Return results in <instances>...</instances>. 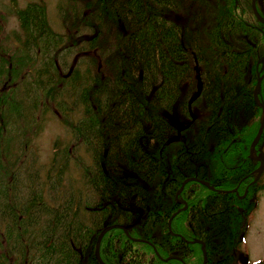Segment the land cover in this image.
Returning a JSON list of instances; mask_svg holds the SVG:
<instances>
[{
	"label": "trees",
	"instance_id": "1",
	"mask_svg": "<svg viewBox=\"0 0 264 264\" xmlns=\"http://www.w3.org/2000/svg\"><path fill=\"white\" fill-rule=\"evenodd\" d=\"M234 2L66 0L65 4L64 0L62 7V2L57 7L61 32L49 22L42 0L18 8L11 6L19 30L18 33L0 34V40L3 43L12 40L19 45L10 42L12 52L8 56L0 54V82L10 84L18 79L19 83L14 84L17 91L10 100L2 97L3 90L0 89V114H10V122L19 129L11 145L6 144L11 152L7 157L13 160L10 164L13 169L5 163L0 164V214H6L8 220L3 222L6 227L0 233V248H5L0 250V264H86L84 257L87 264H99L94 248L102 228L133 222L137 211L145 212V208H151L155 200L154 188H161L159 182L154 184L153 167L143 160H150L149 152L154 151L149 140L154 128L160 151L166 152L162 156L164 175L171 176L175 174V164L182 162L184 156L177 155L172 147L204 142L196 131H189L195 127L194 120H198L197 129L204 121L209 125L215 123L209 128L213 138L219 123L225 124L226 118L217 113L219 105L227 111L240 108L252 114L251 128L243 130L247 136L245 141L251 139L260 116L252 97L253 85L264 72V25L253 16V22L244 19L245 13L241 16L236 12ZM3 15L0 13V33ZM258 43L263 47L261 54ZM30 48L34 51L29 52ZM36 50L42 62L25 80L28 74L22 72L23 66L30 63L31 67L34 58L30 54ZM90 50L94 51L87 55ZM70 51L81 57L71 62L64 72L61 70L58 76L57 70L66 66L61 63V57L58 58L59 53ZM201 69L202 78H199ZM204 80L203 89L194 97L198 81L204 83ZM182 82L186 84L183 90ZM173 104L177 115L162 111ZM49 106L58 112L57 118L68 132L53 141L45 163L25 167L31 129L38 122V114L49 111ZM231 115L227 125L236 117ZM255 115L258 116L256 120ZM6 122H9L8 116ZM179 136L182 137L180 140L168 143L170 138ZM144 139L148 142L145 147L141 143ZM130 142L139 148L137 156L130 148ZM214 143V139H208L205 145L198 146L200 152L205 153L204 158L206 154L207 157L213 154L207 147ZM74 148L84 156L77 152L74 155ZM171 151L172 158L166 163ZM198 158L201 157L194 159ZM120 161L124 168L140 171L139 176L144 182L136 180L137 177L127 181L126 177L131 176L129 171L112 170L111 166ZM68 165L83 180L85 198L80 205L73 198H66L56 205L49 203L43 193L56 190L62 184ZM22 167L23 176L28 172L36 173L29 185L20 177ZM181 180H184L183 175L168 185L163 184L164 194L160 192L159 195L166 203L165 208L169 207L168 200L172 201ZM26 185L31 189V196L16 191ZM34 186L38 187L37 192ZM188 186H194L195 201H201L203 194L209 191L192 182L187 183ZM113 196L121 202L126 197L128 207L120 206L119 210L117 205L121 202H115ZM131 197H138L139 201L131 202ZM150 211L143 227L132 228L131 234L152 243ZM19 218L21 225L30 222L31 229L24 233L20 223H16ZM161 232L168 235L164 229ZM113 241L119 244L120 253L111 247ZM8 245L10 251H7ZM158 248L163 256L166 255L165 247ZM28 249H32L29 255ZM194 252L198 264L200 253L198 249ZM99 253L107 264H152L150 256L155 257L158 264L171 263L158 260L149 244L132 243L122 230L116 228L103 235ZM9 258L12 259L10 263Z\"/></svg>",
	"mask_w": 264,
	"mask_h": 264
},
{
	"label": "flooded vegetation",
	"instance_id": "2",
	"mask_svg": "<svg viewBox=\"0 0 264 264\" xmlns=\"http://www.w3.org/2000/svg\"><path fill=\"white\" fill-rule=\"evenodd\" d=\"M258 4L263 7V0L257 1L255 8L259 16L264 19V7H259ZM258 14L257 19H259ZM261 89H263V98L257 105L259 110L262 108L261 103L264 105V84L259 89L258 98H260ZM252 100L255 102L254 96ZM218 111H220L219 115L225 117L226 120H224L225 126L221 122L219 123L215 133V143L210 148L214 158L208 161L203 157L205 153L200 152V150L199 156L201 158H198L200 160L194 159L197 155L194 158H187L185 165L189 167L191 164L190 177H196V180L187 181L180 190L182 182L173 195L172 201L168 200L169 207L167 208H165L166 203L160 196L164 194V191H160L161 188L155 187V200L151 208H145L147 209L145 212L137 211L133 222L127 224L130 226L128 229L129 237L144 239L133 236L131 230L132 228H140L147 218V213L151 210L150 227L153 232V244L146 238L144 240L149 242L147 244L152 247L158 260L164 262L167 260L177 264H196L192 256L195 257L194 250L198 249L200 263L203 261L204 264H264V257L261 255L260 258L262 257V259L251 258V248L247 247V236L252 222L256 219L257 210L264 195V126L260 137L251 149L256 133L254 132L247 142L245 141L247 138L246 133L243 131L247 129L245 127L246 119H249L250 112L243 110L245 117L243 121L239 112L227 111L224 108ZM230 113L236 117L229 120L232 122L227 125ZM149 138L151 141L150 147L154 148V154L158 155L162 151V156L165 155V150L160 151V148H157L155 128ZM181 138L180 136L176 137L175 140L170 138L173 141L168 140V143ZM182 146L185 147L186 145L182 144ZM175 151L177 155L186 154L184 148ZM151 165L156 181H162V183L160 182L161 187L163 184L168 185L176 181L178 177L184 176V174H176V172L172 176L168 173L164 175V166H160L159 162L155 160H152ZM158 168L162 171L161 179H158V174H156ZM185 175L189 177L187 174ZM186 176H184V180L187 179ZM189 182H192L193 185H202L209 190L203 194L201 201L194 200V186L186 187ZM131 200L139 201V198L131 197ZM121 204L124 206L129 205L125 198ZM180 212H182V215L175 219V216ZM163 229L168 232V235L161 232ZM241 246L245 248L242 249ZM158 247H165L167 249L166 255L163 256ZM203 251L205 257H202ZM239 256H241L240 259ZM121 257L122 255L119 257L120 260ZM150 259L153 261L152 264H158L155 257L150 256Z\"/></svg>",
	"mask_w": 264,
	"mask_h": 264
},
{
	"label": "rangeland",
	"instance_id": "3",
	"mask_svg": "<svg viewBox=\"0 0 264 264\" xmlns=\"http://www.w3.org/2000/svg\"><path fill=\"white\" fill-rule=\"evenodd\" d=\"M31 1H37V0H0V13H3L4 14L3 15L4 18L2 20L3 21V23H2L3 24V28H2V32L0 34H10L12 32L13 33L14 32H17L18 33V30H19L18 21L15 20L16 18H15V16L12 13L11 6L13 7V5H15L18 8V7L24 6L26 3L31 2ZM63 1L64 0H42V2L45 3L46 8H47V15H48L49 22L51 23V25L53 26V28L56 31L57 30H59V31L61 30L60 29V26H59V23H58V18H57V7H58V5H59L60 2H62L61 3V7H62ZM257 1H260V0H255L253 2V4H252V7H251V0H235V2L233 3V8H235V11L236 12H238V13L240 12L239 14L241 16H243V14L245 13V15L243 17H244V19L246 18L248 20V22H253L254 21L252 19V16L258 21V19L255 17V15L252 12L253 11L252 10L253 5L255 6V4H256ZM207 2H208V0H207ZM65 4H66V0H65ZM263 4H264V0H263ZM258 6L259 7H262L261 4L260 5L258 4ZM263 7H264V5H263ZM255 12L258 14L256 8H255ZM258 16H259V14H258ZM259 18H260V20H264L260 16H259ZM263 23H264V21H263ZM262 25H264V24H262ZM257 28L260 29L258 26H257ZM260 30H258V33L260 32ZM0 42H1V44H0V47H1L0 54L1 55H5L6 54L7 56L10 54V52H12L11 51L12 50V45L10 44V42L13 45H14V43L17 44V45H19V43L13 42L12 40H10V42H7V43H5V42L3 43L2 40H0ZM261 45H262L261 43H258V48L260 49L259 50V53L260 54L262 53V48H263V47H261ZM30 51H34V50L32 48H30L29 52ZM92 51H94V50H90L86 54L88 55ZM30 55H31V57L34 58V61H33L32 65H31L32 68L30 67V63H29V66L27 65V67L25 65L23 66L22 72L23 73L26 72V74H28V75L25 76V78H24L25 80L28 79L30 77V75H32V70L34 68H38L39 65L42 62V58H40V53H38V50H36L35 53H32ZM60 57H61V63L66 64V66L63 67L62 69L57 70L58 76H60L61 70L64 72L66 70V68L68 67V65L71 62H73V61L76 62L81 56H79V55L78 56H75L74 55V52L73 51H70V52H63V53H61V55L59 53V57L58 58L60 59ZM260 60H261L260 62H263L262 58ZM58 62H60V61H58ZM53 63H55V62H53ZM200 72L201 73L203 72L202 69L199 71V73ZM199 73H198V77L199 78H202L201 77V73L200 74ZM257 78L258 79H256V81H260L261 77L258 76ZM193 79H194V71L192 72V82H193ZM1 82H0V89L3 90L2 97H6V99H8V100L12 99V97L14 95V91H17L16 86H14V84L17 85L16 83H19L18 82V79H16L15 82H12L11 81L10 84H8L6 81H1ZM55 82H57V80H55ZM205 83H206V81L204 80V83H202L203 84V87H204V84ZM185 85H186L185 83L184 84H183V82L181 83L180 86H181L182 90H183V88H184ZM261 98H263V89H261L260 100H261ZM48 101L49 100H47V102ZM191 104L192 105H196L194 102H192ZM261 105H262V108H264L263 103H261ZM175 107H176V105L173 104V106H170L168 108H165L162 111L164 113L166 112V113L171 114L172 116H175V115H177V113H176L177 110H175ZM221 108H222V106H220V105L217 107L218 110L221 109ZM49 109L50 110L49 111H46L45 113L41 112L40 114H38V117H37L38 122H36L35 124H33L34 127L31 129L30 139H29V145H27V155L28 156H26L27 163H26V166L25 167H27L28 164H29L28 166H31L32 167L33 165H35V167H36V164H38L39 166H41L43 163H45L47 157L50 155V151L52 149L51 148V144L53 143V141L56 140V139H58V138H60V139L63 138L65 132H68L64 128V126L60 123V119L57 118L58 115H59L58 112H56L53 109V106L52 107L49 106ZM213 109H215V108H213ZM237 112H239V114L241 115L242 120L244 121L245 120V117H244V114H243L244 113L243 110L240 109V108H236V113ZM217 113L219 114L220 111H218ZM217 113H216L215 116H217V118H218ZM250 115L251 116L249 117V119L248 118L246 119V122L247 123H246L245 127L247 129L251 128L252 123H253V116H252V114H250ZM261 115L262 116L264 115V111L262 113V109H261V113H260V120H259L258 126L261 123V119H262V116ZM7 116H8V121L9 122H6ZM10 116H11L10 114H7L5 112H2L0 114V164L2 163L4 165V163H5L8 167H10V168L13 169V167L10 165V164L13 163V160L12 159L9 160L8 157H7L8 154H11V152H8V149L6 148V144L11 145L12 141L15 139V136H16L17 131H18L19 128L17 126H14L10 122L11 121L10 120ZM211 117L214 118L213 114H212ZM229 117H230V115H228V118ZM257 118H258V116L255 115L254 116V120H256ZM211 124H212L211 122H210V125L209 124H206V122L204 121L203 122V126L200 125L198 127V129H197L196 128V125H198V120H194L193 126H195V127H194V129L190 128V130H189L190 132L196 131L195 133L197 135H201L202 140H204L203 144L202 143H198V145H190V146L187 144L185 147L182 146V145H181V147H177V145H174L172 147V148H174V150H176V148L179 149V150L181 148L186 149V154L182 157L183 158V161L182 162H177L175 164L176 166L174 167L175 169H173V170H174V172L176 171V174H184V176H185V174H187L189 176L187 178H190L191 180H196V177H190L191 176V174H190L191 173V166L189 165V167H187L185 165L186 164V160H187V158L195 157V155H197L198 157H200L199 156V153L200 152H199V147L198 146L201 147V144L202 145H205V143L207 142L208 139H210V140H213L214 139L215 140V137L216 136L214 135V138H213L212 133H210L211 132V129L209 131L210 126L211 127L212 126L214 127L215 126V123L213 125H211ZM147 128H148V125H147ZM207 129H208V132H207ZM262 131H263V125H262V128L260 129V134L258 135L257 139L260 137ZM255 133H256V131H255ZM171 141L172 140H170V142ZM191 141H194V138H192ZM141 143L145 147V144H147L148 142L145 141V139H144ZM130 148L134 151V153H135L136 156L139 154L138 152H136L139 148L136 147L133 143H131ZM157 148H161V147L157 144ZM210 148H211V146L210 147H207L208 152H212V150ZM251 149H252V146H251ZM72 151H73L74 155H76V152H77L79 156H84V155H81L82 152H80V150H76L74 148V150H72ZM172 151L170 153H168V156L166 158V163H168L169 162V159L172 158L171 157ZM161 152L158 153V155H155L153 153V150H152V152L150 150V152H149L151 154L150 160H147L145 158V159H143L144 162L151 165L152 160H155L156 162H159L160 166H164L165 163L162 161L163 158H162V153ZM132 158H135V157H132ZM205 158L209 161V159L214 158V156L212 154V155H209L207 157V154H206V157ZM173 162L175 163V161H173ZM118 164H119V167H117ZM183 166H185V167H183ZM70 167H71V165H70ZM124 167H125L124 163L122 161H120V163L117 162V163L113 164L111 166V169L112 170H115V171L117 170L118 172L129 171L131 173V176H130V178L129 177H126L125 180H127V181H129V180L137 177L136 180H140V181L144 182L142 180V178L139 176L140 175V171H136L135 172V170H133L134 168H132V167H129V168L128 167L127 168H124ZM40 168L42 170V167H40ZM181 168H182V170H181ZM8 170L10 171L9 168H8ZM23 170H24V167L21 168L20 177H21V179L25 183H28L29 181H31V180H33V179L36 178V173L35 172L32 173L33 175H31L28 172V173H25V176H23L22 175ZM166 170L168 171L167 167H166ZM76 172L77 171L75 169H72V168L69 169V165H68L67 170L64 171L63 176H62V179H63V180H61L62 181V184H59V187H57L56 190H46V192L43 193L44 194L43 197L46 198V200L49 199V203L51 202L52 204H55V205L58 204L60 201L61 202L64 201L66 198H73L75 200L76 204L80 205L81 202L85 198V193H86L85 191L86 190H85V186H84L83 180H81L79 178V176L77 177V173ZM161 172L162 171H159L158 172V179H161L162 178V175H161L162 173ZM42 176H43V171L40 173V177H42ZM156 182L157 181H156V178H155L154 179V184L155 185H158V184H156ZM160 182L162 183V181H160ZM160 182H159V184H161ZM10 184H11V182L8 184V186H10ZM16 184H17V182H16ZM29 184L30 183H28L27 185H29ZM27 185H26V188H24L22 186H21V188H17L16 191H21V193H24L26 196H31L32 195L31 189L30 188H27ZM162 187H161L160 191H164V185ZM33 188H34V191H35L38 187L35 188V186H34ZM35 192H37V191H35ZM50 197H52L53 200L50 199ZM122 197H124V194L122 195ZM109 198H110V196H109ZM153 198H154V196H153ZM165 198L168 199V196H166ZM113 200L115 202L117 200L118 203L121 202V200L119 198H117L116 196H113ZM120 206L123 207L124 205L121 204ZM117 207L119 209V206L118 205H117ZM124 207L127 208L128 206L127 207L124 206ZM122 209H124V208H122ZM15 215H17V214H15ZM13 219H14V216L12 217V220ZM4 221H8V220H6V214H3L2 216L0 214V233H3V231L5 230L6 223L4 224L3 223ZM21 221L22 220H20V218H19V221H17L16 223H20L21 230L24 233H25V230L26 229H28V228L31 229L32 224L30 222H28L27 225L24 226V225H21ZM181 222H182V219H181ZM112 225H114V226L111 229L116 228V227L120 226L121 224L120 223L111 224V225L109 224L108 226H112ZM250 228L251 229H250L249 234L247 236V247H250L251 248V258H256V259L259 258V259H262V257H264V195L261 198L260 206H259V209L257 210L256 219L252 222V225H251ZM111 229H109V230H111ZM125 229L126 230L128 229V225H125ZM24 233H23L22 239L25 238L24 237ZM26 233H27V231H26ZM130 241L132 243H134L135 240H130ZM5 244L7 246V243H5ZM112 244L113 245L111 247H113L114 250H116L117 252H119L120 251L119 244H117L114 241H113ZM9 245L7 247V251H10L9 250ZM243 245H244V243H243ZM191 247L193 248L194 246H191ZM241 248L244 249L245 247H242L241 246ZM1 249L4 250L5 248L3 249L1 247L0 250ZM29 251H32V249H28L26 251V253L28 254ZM189 255H191V254H189ZM261 255H262V257L260 258ZM202 257H205L204 256V251L202 252ZM240 258H241V256H239V259ZM256 259H254V260H256ZM250 260H253V259H250ZM9 261H12V259L9 258L8 259V263H10ZM86 261H87V258L84 257L83 258V263H86L87 264ZM193 261H196V257L193 258ZM144 262L146 263L145 260H144ZM198 263L199 264H204L203 261H201V263H200V255H199V258H198Z\"/></svg>",
	"mask_w": 264,
	"mask_h": 264
},
{
	"label": "bare ground",
	"instance_id": "4",
	"mask_svg": "<svg viewBox=\"0 0 264 264\" xmlns=\"http://www.w3.org/2000/svg\"><path fill=\"white\" fill-rule=\"evenodd\" d=\"M252 1V4H253V2L255 1V0H251ZM252 4H251V7H252ZM254 9V10H253ZM252 12H253V14L255 15V17L257 16V13L255 12V6L253 5V8H252ZM259 17V16H258ZM257 18V17H256ZM260 19V18H259ZM258 19V22H261V23H263L261 20H259ZM264 24V23H263ZM263 63V62H262ZM259 76L261 77V79H260V81H259V83H258V86H257V88H256V90H255V85H256V83H255V85H254V90H253V94H254V91H255V96H254V99H255V104L256 105H258L259 104V101H260V98H258V93H259V89L261 88V84H262V80L264 79V72L262 73V74H259ZM258 79V78H257ZM199 80V79H198ZM257 82V81H256ZM201 90H202V83L200 82V81H198V86H197V91H196V93H195V96L194 97H196L198 94H199V92H201ZM261 106V105H260ZM260 113H261V110H260ZM229 135H230V133H229ZM174 140L176 139V137L175 138H173ZM173 139H170V140H172L173 141ZM169 140V141H170ZM258 140V139H257ZM256 142V141H255ZM190 178H187L186 180H184V181H182L183 183H182V186H181V188H180V190L183 188V186H184V184L187 182V181H190L189 180ZM108 225H106L105 227H107ZM104 227V228H105ZM130 228V226H128V229ZM103 229V228H102ZM109 229H111V228H108L107 229V231L109 230ZM114 229V228H113ZM116 229H120V230H122L123 232H124V234L126 233L127 235H128V229L126 230L125 229V225L124 224H121L120 226H118V227H116ZM107 231H105L104 233H103V235L107 232ZM101 232V231H100ZM125 234V235H126ZM103 235L100 237V239H99V245H98V250H97V255H98V258H99V260L96 258V256H95V258H96V260L99 262V264H107L101 257H100V253H99V247H100V242H101V238L103 237ZM98 236H99V234H98ZM97 236V237H98ZM129 240H135L136 242H138V243H149L147 240H144V239H137V238H133V237H129V235L128 236H126ZM96 244V243H95ZM94 255H95V248H94ZM167 260H165V262H166Z\"/></svg>",
	"mask_w": 264,
	"mask_h": 264
},
{
	"label": "water",
	"instance_id": "5",
	"mask_svg": "<svg viewBox=\"0 0 264 264\" xmlns=\"http://www.w3.org/2000/svg\"><path fill=\"white\" fill-rule=\"evenodd\" d=\"M260 20V19H259ZM262 22L264 21V20H261ZM258 83H259V81H257L256 82V85H255V90H256V88H257V86H258ZM254 96H255V91H254V94H253ZM262 109V113H263V109L264 108H261ZM262 116V115H261ZM262 125L264 126V115L262 116V119H261V123H260V125L258 126V128H257V132H256V136H255V138H254V140H253V142H252V144H251V146H253V144L255 143V141L257 140V137H258V135L260 134V129L262 128ZM114 225H112V226H107V227H105V228H103L102 230H101V232L99 233V236L97 237V239H96V244H95V256H96V258L99 260V258H98V255H97V250H98V245H99V239H100V237L103 235V233L105 232V231H107V229L108 228H112ZM100 261V260H99Z\"/></svg>",
	"mask_w": 264,
	"mask_h": 264
}]
</instances>
